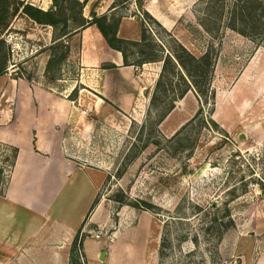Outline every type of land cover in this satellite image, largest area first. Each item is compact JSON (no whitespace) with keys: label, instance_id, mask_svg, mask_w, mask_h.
Wrapping results in <instances>:
<instances>
[{"label":"rangeland","instance_id":"rangeland-1","mask_svg":"<svg viewBox=\"0 0 264 264\" xmlns=\"http://www.w3.org/2000/svg\"><path fill=\"white\" fill-rule=\"evenodd\" d=\"M25 1L50 6L48 0ZM112 2L88 0L84 14L92 9L114 12L121 16L120 37L138 39L144 26L156 42L170 47L174 37L197 55L211 43L216 54L213 96L184 128L179 129L199 107L193 90L156 124V110L148 112V103L160 63L133 66L134 78L146 89L137 95L138 107L122 109L110 101L112 87H97L96 73L82 78L87 69L81 64L82 30L64 40L70 49L64 60H58L61 49L53 50L55 60L47 68L52 28L16 14L1 35L7 50L0 74V118L7 115L11 122L0 136V196L14 191L15 184L17 195L54 198L59 176L80 171L61 182L51 212L77 218L91 193L86 179L100 181L97 202L78 226L83 242L99 241V249L107 252L106 258L95 256V263L264 264V47L228 28L208 35L198 22L205 18L208 25V0H141L142 8L131 0L111 11ZM87 34L91 47L97 34ZM92 49L97 69L109 63L102 61V46ZM96 81V90L81 83ZM45 182L51 187L39 186ZM34 183L38 188H30ZM143 202L160 208L148 209ZM97 203L104 206L98 215L102 225L89 219ZM213 214L233 220L219 243L215 227L202 233L203 219ZM19 220L25 221L23 212ZM47 233L48 225L38 237ZM181 233L196 234L198 246L181 240ZM165 234L171 245L161 259ZM78 256L81 264H89L83 243Z\"/></svg>","mask_w":264,"mask_h":264},{"label":"trees","instance_id":"trees-1","mask_svg":"<svg viewBox=\"0 0 264 264\" xmlns=\"http://www.w3.org/2000/svg\"><path fill=\"white\" fill-rule=\"evenodd\" d=\"M88 0H51L47 9H42L25 0H0V36L9 26V20L16 14L26 15L35 23L45 27L52 28V43L49 49L52 50V56L47 61V68L55 60L57 48L61 49L58 60H64L69 52L67 43L64 42L70 35L77 33L84 28L94 25L102 35L107 46L113 50L119 51L122 55L123 65H132L140 67L145 63L158 62L160 70L153 89L150 91L148 112L156 110V124H160L166 116L175 108L176 102L186 96L193 90L199 99V107L194 115L186 121L179 129L186 127L198 116L202 114L203 104L209 102L213 96L211 83L213 79L216 54L211 43L199 55L188 49L182 42L172 37V46L166 47V44L159 40L156 42L153 35L147 28L142 26L141 34L138 39L123 38L118 35V26L121 16H116L114 12L97 14L92 9L90 15L84 14V7ZM131 0H113L110 9L114 11L117 6L126 5ZM142 8L141 0H134ZM149 15L146 10H143ZM208 25L205 18H198L202 29L208 32V35L214 36L220 29L228 28L243 36L258 39V45L264 47V0H208ZM7 45L4 38L0 37V74L4 71L6 62ZM133 57V58H131ZM5 61V62H4ZM103 68H112L116 65L112 62L104 64ZM148 94V90L145 92ZM210 121L216 122L210 118ZM179 129L173 134L176 135ZM15 153L13 156H15ZM2 169L0 168V180ZM259 188H263L262 184ZM263 191V189H262ZM97 202L94 199L92 207ZM144 203V202H143ZM145 207L155 209L159 206L146 202ZM139 208L138 204H133ZM160 208V207H159ZM154 211V210H152ZM225 215H229V209L225 208ZM226 216H215L203 219L202 233L208 234V231L215 227V239L219 243L226 229L233 226V220ZM169 221H165L167 224ZM81 226L75 232L69 250V264H81L78 256V250L83 243V237L80 234ZM181 240L190 239L195 246H198V236L192 237L187 234H180ZM169 236H162L159 245V257L162 259L166 255V248Z\"/></svg>","mask_w":264,"mask_h":264},{"label":"crops","instance_id":"crops-1","mask_svg":"<svg viewBox=\"0 0 264 264\" xmlns=\"http://www.w3.org/2000/svg\"><path fill=\"white\" fill-rule=\"evenodd\" d=\"M51 4V0H48ZM46 6L49 5L46 2ZM42 9V6H40ZM19 15V14H18ZM95 33V42L93 46H89L86 36L87 33ZM51 34V32H50ZM82 42L83 49L81 54V64L85 66L81 76L85 75L93 76L96 73L99 76L98 86L110 88L112 87L115 92L110 97V101L116 106L122 109H133L138 107L137 95L142 93L146 86L142 85L136 78H134L136 69L132 65H123L122 55L119 51L109 48L106 42L103 40L102 35L94 25H90L82 30ZM102 46V52L104 55L102 58L104 62H112L116 67L97 69L98 62L94 60L92 55V47ZM86 47H88L86 49ZM101 62V61H100ZM158 64V63H156ZM132 66L133 68H130ZM92 67V68H91ZM160 69V65L158 66ZM158 69V70H159ZM158 73H156L155 78ZM103 82V83H102ZM83 85L96 90L97 81L94 84H87L81 82ZM96 83V84H95ZM123 89L122 91H118ZM98 91V90H97ZM137 99V100H136ZM19 108V99L14 102L13 112L17 113ZM11 119L7 115L0 118V136H4L5 132L9 130V123ZM56 153V149H52ZM49 154L51 152H48ZM46 169H52L48 167ZM77 172L73 171L71 175L64 174L57 179L52 187L55 190L53 197L43 198L40 195H26L16 193V185L12 187L14 191L6 196H0V248L5 251H0V264H69V249L75 234L76 229L83 220L86 212L92 204L100 181L98 179L90 178L88 184L91 190L89 194L88 202L85 208L81 210L79 216L75 219H69L62 214V210H57L54 214L51 212L52 202L57 196L60 189L61 182L69 181ZM43 183V182H41ZM51 187V182L39 185L41 188ZM38 188L36 183L30 186V188ZM35 190L32 191L34 194ZM52 193V191H51ZM103 204L97 203L92 211L89 219L90 223L102 225L104 222H99V214L103 213ZM23 212L25 221L20 222L19 217ZM48 225V233L38 237V235L44 230V227ZM115 243V239L112 242ZM111 243V245H113ZM100 242L96 240H84L83 251L88 259L89 264L95 263V256H101V249H99ZM110 246V245H109ZM104 257H107V252L104 253ZM102 263V262H101ZM97 264V262L95 263ZM103 264V263H102Z\"/></svg>","mask_w":264,"mask_h":264},{"label":"built area","instance_id":"built-area-1","mask_svg":"<svg viewBox=\"0 0 264 264\" xmlns=\"http://www.w3.org/2000/svg\"><path fill=\"white\" fill-rule=\"evenodd\" d=\"M95 237L98 239L100 237V232L96 233Z\"/></svg>","mask_w":264,"mask_h":264},{"label":"water","instance_id":"water-1","mask_svg":"<svg viewBox=\"0 0 264 264\" xmlns=\"http://www.w3.org/2000/svg\"><path fill=\"white\" fill-rule=\"evenodd\" d=\"M104 253H105V251H101V258H103L104 257Z\"/></svg>","mask_w":264,"mask_h":264}]
</instances>
